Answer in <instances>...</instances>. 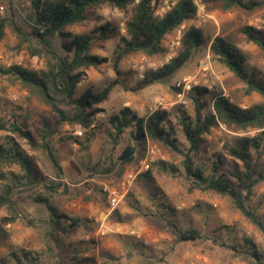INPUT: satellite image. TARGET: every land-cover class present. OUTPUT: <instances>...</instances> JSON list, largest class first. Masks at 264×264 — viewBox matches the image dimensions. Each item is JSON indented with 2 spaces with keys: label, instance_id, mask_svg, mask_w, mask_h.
<instances>
[{
  "label": "rangeland",
  "instance_id": "rangeland-1",
  "mask_svg": "<svg viewBox=\"0 0 264 264\" xmlns=\"http://www.w3.org/2000/svg\"><path fill=\"white\" fill-rule=\"evenodd\" d=\"M258 1H263V4L254 10L222 12L207 11L201 0L204 20L200 22L193 17L167 34L157 55L125 56L119 63V85L113 88L106 101L94 106L102 111L92 122L94 135L90 142L86 143L82 129L67 124L61 125L58 133L50 138L60 172L45 151L35 149L25 139L14 136L20 147L32 157L42 177L67 186L68 192L60 189L53 203L68 216L90 223L93 232L83 236L69 230L66 234L59 233L57 241L48 237V211L43 204L35 201V197L41 195L40 190L37 187H21L13 197L20 218L5 225L0 236L2 263L10 260L11 252L23 250L38 256L43 264H71L73 247L81 241L91 240L95 243L91 245L93 247L79 256L93 257L94 264H255L240 254H234L231 248L240 249L244 237L250 238L264 256V230L240 214L229 198L213 192L190 190L179 153L146 142L142 154L135 152L134 160L122 165L119 156L128 144H132V128L126 130L117 144H113L107 135L108 117L123 108H129L141 117L157 109L175 114L177 109L182 108L187 114H193L188 93L196 86L215 88L242 107L263 102L264 99L255 92L245 95V84L228 68L213 60L209 49L215 36L228 39L248 55L246 69L264 80V51L248 42L242 33L244 26L264 33V0ZM159 6L160 3H157L154 7L155 13ZM29 14V0H0V16L12 18L24 29L29 27ZM130 14V8L117 10L102 7L88 11L82 24L68 28L72 33H87L94 26L104 23L116 27L111 38L95 41L92 52L106 57L107 62L84 70V79L76 88V96L86 89L97 92L115 78L112 59ZM192 26L201 30L203 38V44L193 58L169 79L139 89L143 73L167 63L177 53L184 32ZM11 65L35 70L43 68L44 61L31 56L26 45L19 46L15 36L6 29L5 37L0 41V70ZM201 102L204 104L203 113L211 111L210 95L203 97ZM13 115L31 132L36 145L40 143L38 135L41 127L44 124L54 127L57 119L49 107L29 97L13 77L0 72V121L8 125ZM171 120L173 135L183 150L187 144L175 125L173 115ZM256 133H233L223 126L213 127L206 137L205 151L195 161L204 164L205 175L212 173V163H215L217 175L232 179L230 173L240 174L242 165L222 150V144L232 135L252 137ZM5 135L10 133L0 130V142ZM76 140L84 143L86 148H82ZM149 150H153V154H148ZM160 161L165 163V168L160 167ZM250 163L263 175V179L254 188L247 206L264 227V153L257 159L251 150ZM171 167L177 170L174 175ZM3 172L19 173L20 170L12 166L3 168ZM112 192L117 200L113 207L109 203ZM6 215V210L0 208V218ZM174 227L181 230L195 228L205 239L180 241Z\"/></svg>",
  "mask_w": 264,
  "mask_h": 264
},
{
  "label": "trees",
  "instance_id": "trees-1",
  "mask_svg": "<svg viewBox=\"0 0 264 264\" xmlns=\"http://www.w3.org/2000/svg\"><path fill=\"white\" fill-rule=\"evenodd\" d=\"M30 14L28 29L22 28L12 18L0 16V41L5 37L6 29L15 36L19 46H27L31 56H37L44 61L40 69H27L20 65H11L1 69V74L13 77L31 98H35L50 108L56 115L54 127L44 124L38 138L40 143H34L32 134L12 116L7 125L0 121V130L10 133L0 142V208L7 212L0 218V236L3 227L20 218V213L13 197L15 191L21 187H37L41 195L35 201L44 205L48 211L47 235L58 240L59 233L76 231L81 235L93 232L90 223L74 218L60 211L53 203L54 196L62 189L68 192L67 186L60 181H50L42 177L33 159L16 142L15 137L25 139L35 149L45 151L54 167L60 172L61 167L55 157L49 140L56 135L61 125L67 124L83 130L86 143L90 142L94 133L91 127L94 117L102 110L94 107L106 101L116 85L120 83V61L129 54H140L152 57L160 52L164 37L182 25L185 21L193 19L196 7L190 0H179L175 6L164 16L154 13L153 3L159 0H29ZM209 10L222 12L234 9L254 10L262 6L263 1L258 0H203ZM109 7L117 10L130 8V18L125 22L124 35L120 45L115 50L112 59V69L115 78L108 81L100 90L93 92L86 89L79 96L75 95L78 84L84 79V70L98 67L107 62L106 57H100L92 52L95 41H105L116 32L111 23L96 25L87 33H72L69 27L82 24L87 19L90 10ZM242 33L248 42L257 45L264 51V33L251 26L242 27ZM36 44H33V42ZM203 44L201 30L192 26L183 34L177 53L167 63L155 69H147L139 83V89L163 82L174 76L198 52ZM213 60L222 64L245 84L244 94L252 92L264 99V80L257 78L255 72L246 69L248 55L235 44L222 36H215L209 46ZM189 99L193 105V114H187L182 108L172 112L157 109L146 116H139L129 108H123L108 117L107 135L113 144H117L128 128L132 144L123 150L119 156L120 163L126 164L134 160L137 151L145 149L146 142L162 146L182 156L181 165L184 178L190 182V190L213 192L231 200L234 208L252 224L264 230L262 222L250 211L247 202L254 194V188L263 179V175L251 166V150L257 159L264 153V101L247 107L234 103L229 97L215 88L207 89L196 86L189 91ZM206 95L212 98L211 111L203 113L204 104L201 99ZM179 128L181 137L187 144L180 149L177 139L173 135L171 117ZM223 126L233 133L257 131L250 136L232 135L222 144V150L232 159L238 160L242 165L240 174L231 172L232 179L217 175L216 165L212 163V173L204 172V164L196 163L195 158L200 157L206 149V137L213 127ZM82 147L84 143L76 140ZM165 168L163 161L158 162ZM17 166L19 173L3 172V168ZM256 166V165H255ZM173 175L177 172L171 167ZM10 174L11 177H7ZM31 222L29 221L28 224ZM180 241H199L205 237L195 228L181 230L175 228ZM94 241H81L73 247L74 254L71 264H94L93 257L79 256L91 249ZM234 254L242 255L244 259L252 260L255 264H264L263 252H259L254 242L244 237L240 249ZM0 264H43L38 256L17 250L10 253V260Z\"/></svg>",
  "mask_w": 264,
  "mask_h": 264
},
{
  "label": "built area",
  "instance_id": "built-area-1",
  "mask_svg": "<svg viewBox=\"0 0 264 264\" xmlns=\"http://www.w3.org/2000/svg\"><path fill=\"white\" fill-rule=\"evenodd\" d=\"M178 1L179 0H159L157 3H160V6H159V8L156 9V13L154 12L155 15H157L159 17L164 16L175 6V4ZM190 1L196 7V12H195L194 17L199 19V21L201 22L205 18V12L203 10V5H202L201 0H190ZM157 3H153V6L156 7ZM178 43L179 42L177 41L176 44H178ZM187 87L189 88V86H187ZM148 154H153V150H149ZM109 203L112 207L115 206V204L117 203L116 197L114 196L113 192L109 194Z\"/></svg>",
  "mask_w": 264,
  "mask_h": 264
},
{
  "label": "clouds",
  "instance_id": "clouds-1",
  "mask_svg": "<svg viewBox=\"0 0 264 264\" xmlns=\"http://www.w3.org/2000/svg\"><path fill=\"white\" fill-rule=\"evenodd\" d=\"M4 8H5V9L7 8V5H6V4L4 5Z\"/></svg>",
  "mask_w": 264,
  "mask_h": 264
}]
</instances>
